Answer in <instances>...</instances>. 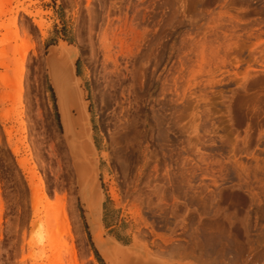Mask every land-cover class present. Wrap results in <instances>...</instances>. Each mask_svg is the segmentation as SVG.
Listing matches in <instances>:
<instances>
[{
    "label": "rangeland",
    "instance_id": "374dc122",
    "mask_svg": "<svg viewBox=\"0 0 264 264\" xmlns=\"http://www.w3.org/2000/svg\"><path fill=\"white\" fill-rule=\"evenodd\" d=\"M61 46L99 171L79 187L44 61ZM0 53V264L264 254V0H0Z\"/></svg>",
    "mask_w": 264,
    "mask_h": 264
},
{
    "label": "bare ground",
    "instance_id": "6f19581e",
    "mask_svg": "<svg viewBox=\"0 0 264 264\" xmlns=\"http://www.w3.org/2000/svg\"><path fill=\"white\" fill-rule=\"evenodd\" d=\"M35 23L42 31L44 28L43 22L37 21ZM57 50L56 54L52 53L45 57L44 61L46 60L45 62H47L50 82L57 98L60 123L63 126L61 135L72 171V177L74 178L75 185L79 187V185L86 181L94 183V179L96 175L98 176L99 171L95 162L94 148L91 141L88 108H86V101L84 100L85 95H82L83 93L79 84L81 80L76 75L75 51L72 53L64 47L62 48V46ZM25 56L26 53H23V55L16 59V65L22 64ZM19 94H21V91ZM6 134L8 135L7 132ZM13 153L15 154L16 150H13ZM19 164L22 165L23 163L19 161ZM78 181H80V184ZM90 190H92L91 187ZM86 196L88 197L89 195ZM87 199L89 201L91 199L90 196ZM91 204L89 205L91 206ZM67 223L65 224L67 225ZM48 237H52V235H48ZM98 239H100V236ZM208 242L211 244L213 239Z\"/></svg>",
    "mask_w": 264,
    "mask_h": 264
},
{
    "label": "built area",
    "instance_id": "2783aa9c",
    "mask_svg": "<svg viewBox=\"0 0 264 264\" xmlns=\"http://www.w3.org/2000/svg\"><path fill=\"white\" fill-rule=\"evenodd\" d=\"M224 264H264V254L256 252L254 249H249L239 257L228 255Z\"/></svg>",
    "mask_w": 264,
    "mask_h": 264
},
{
    "label": "clouds",
    "instance_id": "9594fccd",
    "mask_svg": "<svg viewBox=\"0 0 264 264\" xmlns=\"http://www.w3.org/2000/svg\"><path fill=\"white\" fill-rule=\"evenodd\" d=\"M31 238H32L34 241H36L38 238L42 241V240L44 239V233H43L42 230L39 231V232L34 231V232L32 233Z\"/></svg>",
    "mask_w": 264,
    "mask_h": 264
},
{
    "label": "water",
    "instance_id": "95a60500",
    "mask_svg": "<svg viewBox=\"0 0 264 264\" xmlns=\"http://www.w3.org/2000/svg\"><path fill=\"white\" fill-rule=\"evenodd\" d=\"M51 52V50L49 51V53ZM52 87V86H51ZM52 90H53V88H52ZM54 92V91H53ZM55 95V94H54ZM55 99H56V97H55Z\"/></svg>",
    "mask_w": 264,
    "mask_h": 264
}]
</instances>
